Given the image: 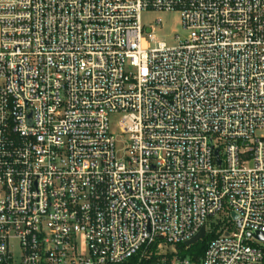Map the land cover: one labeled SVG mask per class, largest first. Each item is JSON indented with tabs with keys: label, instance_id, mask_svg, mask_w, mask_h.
Instances as JSON below:
<instances>
[{
	"label": "built area",
	"instance_id": "1",
	"mask_svg": "<svg viewBox=\"0 0 264 264\" xmlns=\"http://www.w3.org/2000/svg\"><path fill=\"white\" fill-rule=\"evenodd\" d=\"M147 10L187 36L143 49ZM256 232L264 0H0V264H264Z\"/></svg>",
	"mask_w": 264,
	"mask_h": 264
},
{
	"label": "rangeland",
	"instance_id": "2",
	"mask_svg": "<svg viewBox=\"0 0 264 264\" xmlns=\"http://www.w3.org/2000/svg\"><path fill=\"white\" fill-rule=\"evenodd\" d=\"M160 19V23H156V20ZM141 25L145 28L151 27L153 35L150 38L149 34L146 31H143L142 34V48L145 50L151 49L158 42L164 43L167 47H173L176 45L177 39H184L188 31L183 28L179 13L177 12H160L147 10L143 11L140 15ZM120 116L111 115L109 117V132L114 137L115 148L120 152L129 144L128 134L122 133L119 127ZM224 145L222 146V151H224ZM206 224V235L203 238H206L207 235L216 231V229H222L223 232L234 231L235 226L231 221L228 212L223 209L218 212L216 215L207 217L205 220ZM202 238V239H203ZM201 239V240H202ZM261 246H264V242L259 243Z\"/></svg>",
	"mask_w": 264,
	"mask_h": 264
},
{
	"label": "trees",
	"instance_id": "3",
	"mask_svg": "<svg viewBox=\"0 0 264 264\" xmlns=\"http://www.w3.org/2000/svg\"><path fill=\"white\" fill-rule=\"evenodd\" d=\"M212 237H214V232L207 235L206 238H203L202 240H199L195 244L190 245L188 247H186L184 244H178L176 245V252H177L176 254L180 258H190L192 260H198L202 256L208 240L211 239ZM151 262L152 260L144 262L143 264H150ZM134 263H135V258L133 257L125 264H134Z\"/></svg>",
	"mask_w": 264,
	"mask_h": 264
},
{
	"label": "water",
	"instance_id": "4",
	"mask_svg": "<svg viewBox=\"0 0 264 264\" xmlns=\"http://www.w3.org/2000/svg\"><path fill=\"white\" fill-rule=\"evenodd\" d=\"M215 154H217V150L215 151ZM232 216L235 218L234 214ZM204 234H205V230H204V226H202L200 230L198 231V233L194 235L191 239L186 241L184 245L188 247L190 245L195 244L196 242H198L204 237ZM248 235H251V234H248ZM253 237L259 241L264 242V233L262 232H256L255 234H253Z\"/></svg>",
	"mask_w": 264,
	"mask_h": 264
}]
</instances>
